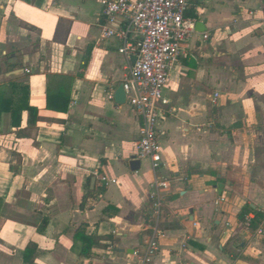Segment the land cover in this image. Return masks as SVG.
<instances>
[{
  "label": "crops",
  "instance_id": "0c3cea01",
  "mask_svg": "<svg viewBox=\"0 0 264 264\" xmlns=\"http://www.w3.org/2000/svg\"><path fill=\"white\" fill-rule=\"evenodd\" d=\"M189 3L152 171L114 101L134 58L101 39L99 1L0 0V95L24 105L25 87L36 110L16 128L0 115V264H28L30 245L31 264H128L155 179L170 186L152 264H264V0Z\"/></svg>",
  "mask_w": 264,
  "mask_h": 264
},
{
  "label": "built area",
  "instance_id": "2783aa9c",
  "mask_svg": "<svg viewBox=\"0 0 264 264\" xmlns=\"http://www.w3.org/2000/svg\"><path fill=\"white\" fill-rule=\"evenodd\" d=\"M98 1L104 21L101 39L118 40V53L127 60L135 59L127 67L122 82L125 103L141 121L136 158L149 162L152 171H157L162 165L159 128L165 113L161 107L169 104L163 92L183 46L194 34L195 20L188 16L189 0ZM108 98L112 100L113 97L109 95ZM101 181L108 182L106 178H101ZM169 186L170 182L159 179L150 185V214L144 217L139 226L145 236L141 240V247L133 250L128 264H152L159 253L161 234L157 219L162 205L160 193ZM251 221L249 217L244 219L247 230L251 228ZM254 235H264V222L254 230Z\"/></svg>",
  "mask_w": 264,
  "mask_h": 264
},
{
  "label": "trees",
  "instance_id": "16d2710c",
  "mask_svg": "<svg viewBox=\"0 0 264 264\" xmlns=\"http://www.w3.org/2000/svg\"><path fill=\"white\" fill-rule=\"evenodd\" d=\"M22 91L24 92V95H25L24 99H22V103H24V105L20 104L21 100L19 101V103L15 104L13 99H6L2 95H0V115L4 112L9 113L11 116V120H12V126L14 128L19 127V125H20V120H21L20 115H21L23 110L29 111L31 113H36V110L29 107L27 104L28 89L24 87V88H22ZM48 109H50L49 105H48ZM55 111H57V110H55ZM81 240L87 246L86 251H90L91 247L96 245V242L90 236H83L81 238ZM31 248H32L31 245H30V247L26 248V250L24 252V257H23L24 262L28 263V264H31V259H30L31 254H32ZM85 255H88V252Z\"/></svg>",
  "mask_w": 264,
  "mask_h": 264
},
{
  "label": "water",
  "instance_id": "95a60500",
  "mask_svg": "<svg viewBox=\"0 0 264 264\" xmlns=\"http://www.w3.org/2000/svg\"><path fill=\"white\" fill-rule=\"evenodd\" d=\"M135 59H133V62ZM114 101L117 104H124L125 103V94L123 91L122 85L118 88V90L114 94ZM139 168V161L133 160L130 162V169L131 171H135Z\"/></svg>",
  "mask_w": 264,
  "mask_h": 264
}]
</instances>
